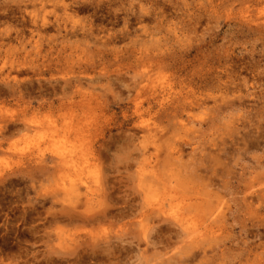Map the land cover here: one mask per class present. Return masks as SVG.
Listing matches in <instances>:
<instances>
[{
    "label": "rangeland",
    "instance_id": "1",
    "mask_svg": "<svg viewBox=\"0 0 264 264\" xmlns=\"http://www.w3.org/2000/svg\"><path fill=\"white\" fill-rule=\"evenodd\" d=\"M261 7L264 0H0V79L9 82H0V264H105L144 248L146 234L159 240L153 223L150 231L136 224L137 189L150 183L139 175L158 154L164 180L191 176L185 183L205 201H221L227 226L204 248L208 259L197 250L182 263L264 264ZM167 84L204 104L179 119L156 113L153 97ZM9 85L21 99L2 98ZM67 142L74 152L63 164L54 151ZM169 245L158 264L180 263ZM130 256L116 264H140Z\"/></svg>",
    "mask_w": 264,
    "mask_h": 264
},
{
    "label": "bare ground",
    "instance_id": "2",
    "mask_svg": "<svg viewBox=\"0 0 264 264\" xmlns=\"http://www.w3.org/2000/svg\"><path fill=\"white\" fill-rule=\"evenodd\" d=\"M256 13L257 14H262V19H263L262 22H263L264 21V7H261L260 9L257 8ZM247 14H248V12H247ZM33 21H34V19L32 20V22ZM257 23H259V22H257ZM44 24L45 23L43 21V23L41 24V26H43ZM32 25H34V24H32ZM263 26H264V23H263ZM34 28H36V30ZM34 28L33 29L35 30L36 34L37 35L40 34L39 28L37 27V25ZM88 28H90V27H88ZM31 31H33L32 28H31ZM30 35H31V33H30ZM20 37H21V35H20ZM11 67L12 68H17V69L20 68L19 67V64L13 65L12 62H11ZM167 78L168 77H166V79ZM150 81L152 82V80H149V82ZM0 82H2L4 85L6 83H9L8 81L7 82H4V79L3 80L0 79ZM169 82H170V80H169ZM146 83H148V82H146ZM13 86H10V85L8 86L9 89H7L6 93L4 94V96H2V98L5 97V100L8 97L15 98V95H17V97H19L20 99L22 98L21 91L20 90L19 91H16V90L14 91ZM5 87H7V85H5ZM172 87H173L172 85L161 86L160 89H159V91H158V94H156L153 97V100H154V101H152L153 102V105L157 107L156 113H162V114H164V115H166V116H168L169 118H172V119H179L180 117H182V114L183 113H185L186 115H188L189 111L193 107H201V105L204 104L203 101H199V99H194V98L188 99L189 96L187 95V93L185 95H183L184 93L182 94L180 91L174 92L173 91L174 89H172ZM15 88H17V87H15ZM137 89H143V87L142 86H139V87H137ZM3 90H4V88H3ZM136 91H137L136 92V95H137V93L140 92V91L139 90H136ZM154 91H157L156 88H155ZM15 93H17V94H15ZM136 95L134 96L135 98H136ZM191 97H193V96H191ZM39 103H40L39 104V107H46L47 110L52 107L51 106V103H48V102H44V103L39 102ZM134 105H135L134 106L135 109H134V112L133 113L135 114V116H137L138 119H140L141 116H140V113H138V111H139L138 107L139 106H138L137 103H134ZM173 123H176V122H173ZM177 125H178V123H177ZM181 125L184 126V123H181ZM67 127H69L70 130H72V129L75 128V127H72L71 128V126H69V125ZM7 128H9V127H7ZM178 129H180V128H178ZM56 131L58 132V134L60 133V130L56 128L55 129V132H53V130H51L50 136L47 133L46 134H43L42 136L48 135L47 138L48 137L53 138L54 136H57L56 135ZM183 132H185V131H183ZM42 136H41V138H42ZM50 140H52V139H50ZM67 143H69V146L70 147L63 146V148H61L59 146L58 147L55 146L56 147V150L54 151V153L56 154L57 157H59L60 159H64V160H62L63 161V164L67 162V161H65L66 160V155H69L70 153H73L74 152V146L70 142H67ZM36 145H37V143H36ZM1 148H2V140L0 139V149ZM36 148L39 150V147L38 146H36ZM220 148H222V147H220ZM194 150H195V147H192V151H194ZM141 155L143 156V159H144V161H143V159H141L143 161L142 162V165L144 164V167H145L146 165H148L150 163V161H149L150 155H149V153L146 154L145 152L141 153ZM157 156H155V162H154L153 165H151V168H149V170H147V173L142 171L140 173V175H139V177H142L145 180L148 179L146 181L150 182L151 184L149 183V185H146L144 187L139 184L140 185V188L137 189L138 192L141 193V197H140L141 199H140V201L142 200V204L139 207L136 208L137 209L136 216L137 217H140V219L138 218L139 220L136 222V224H137V226L139 225V227H141V229H144V228H147L148 229L149 228V231H150V228L153 229L154 226L151 225V226L148 227V225H149V223H153L155 225V229L160 233V238H158L159 240L152 239V240H154V241H152L150 238L149 239L147 238V234H146V239H145V241H143V243L145 242V247L144 248H148V245L149 246L151 245L152 246V249H151L152 251L151 252L153 254H152L151 257L148 256V254H147L148 252L147 251H145V253L143 255H136L135 254L134 261L137 260V262L139 261L140 264H158V261L157 260L159 259L160 256L165 255L167 253V250L166 249L169 248L168 245H169V243H171L172 239H173V241L171 243V246H173L174 244H176L175 246H177V248L179 249L177 251V254H179L178 261L180 263H182L183 261L185 262V260H189V259L194 258V257L197 258L198 257V256H196L197 250H202V254L203 255L201 256L200 259L201 260H203V259L206 260V259H208V255L205 253L206 252V249H204V248H206V246L209 245L210 241L213 240V238L211 236L212 235L215 236V234L218 232V230H224V228L226 226L224 224L225 220H224V216L222 214L223 211H222L221 201H218L217 200L215 202V201H212L213 199H211V201L210 200H208V201L206 200L205 201L204 198H202V197H205V194H204V196H202L195 189L198 186L195 187L194 183L193 184L191 183V180H189V182L187 181L188 183H185V179L186 178L187 179L188 178L192 179L191 176H188V174H185L184 176L183 175L182 176L181 175L180 176L174 175L176 177V179L170 180V181L164 180V177H163L164 175L162 174L161 170L159 171L160 168L157 167V160H158L157 159ZM169 157L172 158V159H174V160H178L181 157L180 150L178 148H176V146L171 147V150L169 152ZM216 160H218V158ZM192 162H194V161H192ZM219 162H220V160H219ZM221 162H220V164L223 163V162L222 163ZM191 163H190V165H192ZM194 163H196V162H194ZM201 164H203V163H201ZM213 164H215V162ZM213 164H210V165L214 166ZM208 166H209V164H208ZM197 167H199V166H197ZM143 168H142V170H143ZM207 168L208 169H211L212 167L211 168L210 167H207ZM146 169H148V168H146ZM213 169L216 172L215 168H213ZM200 171H202V170H200ZM214 171H213V174H214L213 176H215V172ZM137 173H139V172H137ZM189 173H191V172H189ZM198 175H200V174H198ZM203 175L205 176V174H201L200 176H203ZM200 178H202V177H200ZM204 178H206V177H204ZM193 179H194V177H193ZM207 179H209V178H207ZM211 180H213L212 177H211ZM202 181H201V183H202ZM196 183L198 185V181ZM204 183L206 185V181ZM212 183H213V181H212ZM188 185L189 186H192V187H188ZM214 185L215 184H213V186ZM208 187H209V185H208ZM190 188H191V191H189ZM200 188L204 189V187L203 186L201 187V185H200ZM205 188H207V187H205ZM212 190H213V193H217L216 192L217 189L215 190V186L212 188ZM214 190H215V192H214ZM201 192H203V191H201ZM253 194H255V193H253ZM255 195H257V194H255ZM208 196H210V195H207L206 198H208ZM216 196H217V194H216ZM258 196H255L256 199H259ZM263 197H264V194H263ZM251 198H252V196H251ZM249 199L250 198H248V200ZM249 205H250V202H249L248 206ZM256 212L257 211H255V213ZM102 215L105 216L106 214L102 210H100V216H102ZM87 218H90V217L88 216ZM256 221H257V218H256ZM258 221H260V219ZM154 222L157 224V226H156V224ZM158 223H159V225H158ZM160 223H163V224H160ZM263 228H264V226H263ZM258 229H259V227H258ZM251 230H253V229H251ZM146 231H148V230H146ZM258 233H260V230H258ZM256 234H257V232H256ZM157 237H158V235H157ZM220 237H222V236L220 235ZM157 243L160 245V247H159L160 250L157 248V245H155ZM160 243H164L165 246H162V244H160ZM126 253H128V252H126ZM101 254L102 253H100V255ZM113 254L114 253H112V256L113 257L110 256L111 259H110V257H107V255H106V257L108 259H105L104 260L105 264H116L117 261H118L117 263L130 262L131 261V258H133V256H134V255L133 256H130V254H124L122 256V258L119 259V257H116ZM109 255H111V252L109 253ZM100 258H102V257H100ZM134 261H132V262H134ZM180 263H178V264H180ZM94 264H100V263L96 261V263H94ZM159 264H174V261L172 260V257L167 256L165 258V260L159 261ZM176 264H177V262H176Z\"/></svg>",
    "mask_w": 264,
    "mask_h": 264
},
{
    "label": "clouds",
    "instance_id": "3",
    "mask_svg": "<svg viewBox=\"0 0 264 264\" xmlns=\"http://www.w3.org/2000/svg\"><path fill=\"white\" fill-rule=\"evenodd\" d=\"M145 251H147L149 253V256L151 257V248H140L136 245H133V247H131L128 250V253L126 254H136V255H143L145 253Z\"/></svg>",
    "mask_w": 264,
    "mask_h": 264
}]
</instances>
